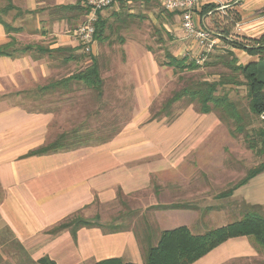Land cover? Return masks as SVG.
I'll use <instances>...</instances> for the list:
<instances>
[{"label":"crops","instance_id":"crops-1","mask_svg":"<svg viewBox=\"0 0 264 264\" xmlns=\"http://www.w3.org/2000/svg\"><path fill=\"white\" fill-rule=\"evenodd\" d=\"M152 2L118 3L102 10L99 16L104 26L86 58L73 32L80 16L76 15L78 8H65L78 3L82 7L83 0H11L12 7L6 12L8 1L0 0V47L11 43L9 54L0 55V230L8 227L25 249L24 253L18 250V262L11 258L8 264H37L30 261L44 256L57 264H94L107 258L142 264L143 248L155 244L161 231L182 225L199 232L205 228L207 213L211 212L207 205L159 208L190 196L188 181L176 182L177 176L185 178L189 173L174 169V158H170L179 140L177 135L145 138L131 134L139 128L143 115L138 114L145 108L131 107L135 114L114 136L94 139L87 135L82 140L79 135L78 127H90L87 122L95 119L94 112L81 117L82 106L87 105V112L95 111L96 105L100 112L124 109L120 105L125 106L122 96L127 82L116 73V65L121 51L129 54L133 47H144L140 38L124 32L137 25L136 19L152 14ZM207 3H217L220 8L232 6L240 12L235 34L253 38L264 34V0H202L200 4ZM197 17L200 26H207L209 16ZM4 23L12 29L7 31ZM181 30L184 33L182 25ZM234 51L240 62L256 59L242 49ZM93 60L99 64L100 87H89L79 80L58 82ZM93 96L97 99L85 102L84 98ZM189 128L191 132L194 123ZM204 128L206 133L207 126ZM60 136L69 147L26 155ZM185 138L191 144L192 136ZM203 138L200 136V143ZM70 139L73 142H68ZM145 190L154 193L153 203L146 207L153 212L151 218L139 217L144 225L141 232L124 225L125 215H105L106 209L117 206L120 196H137ZM230 199L233 204L260 205L264 212V172L236 188ZM99 206L105 214L99 215L95 209ZM221 211L226 217L240 209ZM74 215L87 219L98 216L106 227H83L74 235L69 229L48 233ZM236 217L240 219L241 214ZM113 225L127 228L107 232ZM254 260H264L263 251L251 237L240 236L228 239L193 264H253Z\"/></svg>","mask_w":264,"mask_h":264},{"label":"rangeland","instance_id":"rangeland-1","mask_svg":"<svg viewBox=\"0 0 264 264\" xmlns=\"http://www.w3.org/2000/svg\"><path fill=\"white\" fill-rule=\"evenodd\" d=\"M228 8H232V6ZM225 9L223 8L221 12L223 16ZM150 10L152 14H145L144 17L136 19L138 28L137 25H134L128 29V32H124L129 37L140 38L144 45L142 49L134 47L129 49V54H124L121 51V56L116 65V73L124 77L127 82V86L123 87L126 94L122 96L125 106L120 105V108L124 109L100 112L96 110L98 109L96 105L95 111L91 109L87 112V105H85V108L82 106L79 115L83 117L84 114L94 112L95 119L86 121L90 127H78V130H80L79 135L82 140L87 135L94 139L99 136L101 138L108 137L117 130H123L122 126L132 119L135 112L131 111V107L136 105L145 108V112L138 114L139 116L143 115V118L138 122L139 128L131 134H142L145 138H152L159 134L177 135L179 140L170 158H174V169L180 170L182 173L184 171L189 173L185 178L183 175L177 176L176 182L183 183L182 180L186 179L188 181V185H186L187 194L190 196H186V198L179 197L173 203L183 204L188 202L193 206L201 205L203 207L207 205L212 208L210 213L206 212L209 219L205 228L202 229V232H204L238 220L236 216L241 213L238 212L236 215L223 217L221 210L223 208L224 211H232L238 206H243V204H233L230 197L219 198L217 195L234 186L247 174L250 168L264 161V154H256L247 148L243 136H233L230 122L220 121L215 113L202 114L194 104H188L187 101L175 103L171 109L167 110L168 115L166 111L154 121H148L150 116L159 111L163 103L176 90L183 87L191 79L213 78L214 74L212 76L211 73L224 70L220 67H202L195 71H186L182 73L183 78H180L172 67L163 64L167 60V53H172L178 57L189 56L191 59H199L201 49L196 42L185 37L181 30V18L178 14L173 16L168 14L157 1L151 3ZM76 15H80V9H78ZM84 17V15H81L76 18L78 21L74 24L75 28L84 21ZM219 20L223 19L220 18ZM213 24L212 17L209 16L207 26L211 30L213 29L212 31L215 33ZM234 32L235 27L232 33L236 35ZM112 33L115 35L114 31ZM218 43L214 51L227 48V45L220 38ZM84 55L86 58L89 57L86 53ZM82 66L83 64L80 70L84 69ZM141 92L142 94H140ZM245 94V86H241L240 88H234L230 96L234 100H239L241 105L245 106ZM92 98L97 99L96 96H93L90 99L84 98V100L91 103ZM101 115L106 117L105 121L101 120L99 117ZM216 121L218 122L216 123ZM193 123L195 128H191L190 132L189 124ZM205 126H207L206 133ZM65 130L71 131L70 128ZM188 135L192 136L191 144H188L187 138L184 139ZM200 136L204 137L203 143H200ZM194 140L196 143L192 144ZM74 141L77 142L78 140ZM68 142H73V139L68 140ZM155 180L157 181V178ZM181 192H184L183 187ZM151 193V190H145L137 196H120L117 206L113 205L112 208L106 209V214L103 207L99 206L95 209L100 213L99 215L105 214L113 217L125 215L126 217L123 218L122 222H127H124V225H129L130 228L133 227L141 232L144 225L140 224L141 218L139 217H152L153 209L146 208L153 203L152 194L154 193ZM235 205H237L236 208ZM219 212L221 214L218 216ZM80 214L83 215V213ZM214 215L217 217L213 218ZM193 230L199 232L197 229ZM2 239L5 240V244L0 246V257L6 260L7 263L13 260L19 261L20 252L15 245V237L8 227L0 230V240Z\"/></svg>","mask_w":264,"mask_h":264},{"label":"trees","instance_id":"trees-1","mask_svg":"<svg viewBox=\"0 0 264 264\" xmlns=\"http://www.w3.org/2000/svg\"><path fill=\"white\" fill-rule=\"evenodd\" d=\"M7 1L8 4L4 8L3 12H6L10 7H12L11 0ZM145 1H157L159 3L158 0ZM220 6L221 5L217 3L202 4L195 12H197L201 18L204 16L212 17L215 33L219 36L221 41L229 47L219 51H214V53H209L207 56L208 59L204 60L203 63H200L197 58L191 59L189 56L178 57L172 53H167V60L163 64L172 67L175 73L179 74L180 78H183L182 73L186 71H195L202 67H220L224 70L211 73L210 75L212 76L214 74L213 78L207 77L202 79H191L183 87L176 90L172 96L163 103L162 108L150 116L148 121H154L168 109H171L175 103L187 101L188 104H194L202 114L215 113L220 121L230 122L232 125L231 134L235 137L238 135L243 136L247 148L254 151L256 154L263 155L264 34L257 38L240 36L237 34L233 35V29L236 22L241 19V14L235 7H233L226 8L223 16L221 14L222 8H220ZM65 8H80V16H85L87 12V7L83 3L82 7H79L78 3L75 6H65ZM163 9L172 16L177 14L180 16L178 11H168L164 7ZM100 12L101 11L98 12V18L95 22L93 41L98 37V34L104 26L103 22L100 21ZM220 18L223 20L220 21ZM4 24L7 31L12 29L9 24ZM77 27L73 31L76 37L77 35L75 34V30ZM201 27L208 26L201 25ZM10 46L11 43H8L5 46L0 47V55L9 54L8 50ZM234 49H242L249 55L256 57V59L246 63L240 62ZM82 51L84 52L83 46ZM70 80L82 81L89 87H100L102 84V78L99 64L96 60H93L92 64L58 82L66 83ZM241 86H245L246 89V94L244 96L246 99L245 106H242L239 100H234L230 96V93L234 90V88H240ZM166 113L167 115L169 114L168 111ZM118 132L119 130L113 132L111 136H114ZM69 146L70 145L64 143V136H60L55 141L31 150L26 155H42L58 151ZM262 172H264V161L250 168L247 174L240 181L235 183L234 186L219 193L217 197H230L236 188L245 184L251 178ZM190 207L194 206L190 203H172L159 206V208L165 209ZM211 209L212 208L208 207V210ZM239 209V213H241L240 219L204 232H195L186 225L161 231L158 241L155 244L150 243L147 247L143 248L142 264H193L210 251L226 242L228 239L240 236L251 237L255 245L264 253V212L262 211V207L260 205H249L243 202V206H239ZM83 227L104 228L106 226L100 222L98 216L93 219H87L81 215H74L54 226L48 231V233L55 235L65 229H69L74 235L78 229ZM125 228L127 227L113 225L111 227L109 226V229L106 231L114 232L124 230ZM14 242L17 249L21 253H24L25 249L23 245L16 239ZM4 244L5 240H0V246ZM30 262L37 264H57L54 260L47 256L38 259L36 262ZM0 263L8 264L6 260L2 259V257H0ZM94 264L137 263L127 261L122 258H107L97 261ZM253 264H264V260H254Z\"/></svg>","mask_w":264,"mask_h":264},{"label":"built area","instance_id":"built-area-1","mask_svg":"<svg viewBox=\"0 0 264 264\" xmlns=\"http://www.w3.org/2000/svg\"><path fill=\"white\" fill-rule=\"evenodd\" d=\"M135 0H84L87 7L84 21L81 22L75 34L79 38L84 52H90L95 33V22L98 12L111 8L115 4L122 2H132ZM168 11H178L180 13L181 25L186 38L195 39L201 49L199 62L206 60L209 53L218 46L219 37L209 28L201 27L197 22L196 9L200 7L202 0H158ZM223 9V8H222Z\"/></svg>","mask_w":264,"mask_h":264}]
</instances>
